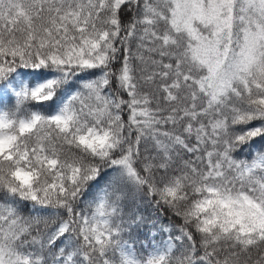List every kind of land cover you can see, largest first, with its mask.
<instances>
[{"label": "snow or ice", "instance_id": "snow-or-ice-1", "mask_svg": "<svg viewBox=\"0 0 264 264\" xmlns=\"http://www.w3.org/2000/svg\"><path fill=\"white\" fill-rule=\"evenodd\" d=\"M0 264H264V0H0Z\"/></svg>", "mask_w": 264, "mask_h": 264}, {"label": "trees", "instance_id": "trees-1", "mask_svg": "<svg viewBox=\"0 0 264 264\" xmlns=\"http://www.w3.org/2000/svg\"><path fill=\"white\" fill-rule=\"evenodd\" d=\"M240 155H244V153H241ZM164 219H165V221L167 222L168 217H165Z\"/></svg>", "mask_w": 264, "mask_h": 264}]
</instances>
